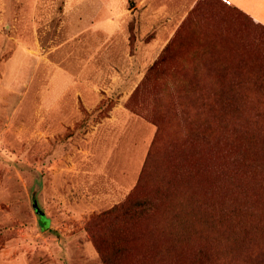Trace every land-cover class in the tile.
I'll return each instance as SVG.
<instances>
[{"label":"rangeland","instance_id":"1","mask_svg":"<svg viewBox=\"0 0 264 264\" xmlns=\"http://www.w3.org/2000/svg\"><path fill=\"white\" fill-rule=\"evenodd\" d=\"M238 2L0 0V264H264V26Z\"/></svg>","mask_w":264,"mask_h":264},{"label":"trees","instance_id":"2","mask_svg":"<svg viewBox=\"0 0 264 264\" xmlns=\"http://www.w3.org/2000/svg\"><path fill=\"white\" fill-rule=\"evenodd\" d=\"M264 26V25H263ZM169 49H165L164 53L168 52ZM168 59L167 54H163L157 61L155 65H159ZM157 202L154 199H135L130 201L127 205H122L113 210L106 212L105 216L111 218L114 221H127L131 220L134 216L139 218L146 216V214L152 213L157 210ZM50 220L46 218L40 219V226L42 230H46L49 227ZM105 261L108 259L105 258Z\"/></svg>","mask_w":264,"mask_h":264},{"label":"crops","instance_id":"3","mask_svg":"<svg viewBox=\"0 0 264 264\" xmlns=\"http://www.w3.org/2000/svg\"><path fill=\"white\" fill-rule=\"evenodd\" d=\"M233 1L234 2L239 1L238 3H240L242 6L246 7L245 11L247 13L253 15L254 18H256L257 20H261V24L264 25V0H246V2H245V0H233ZM253 1H257V3L261 2V18L259 17L258 14L255 13L254 10H252V6L255 5Z\"/></svg>","mask_w":264,"mask_h":264},{"label":"water","instance_id":"4","mask_svg":"<svg viewBox=\"0 0 264 264\" xmlns=\"http://www.w3.org/2000/svg\"><path fill=\"white\" fill-rule=\"evenodd\" d=\"M36 193V192H35ZM33 207L35 209V211L42 217L45 218V213L43 211H41V209L39 208V205L37 203V201L34 202Z\"/></svg>","mask_w":264,"mask_h":264}]
</instances>
